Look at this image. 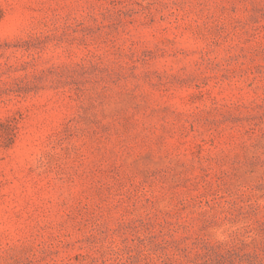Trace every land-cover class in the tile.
I'll list each match as a JSON object with an SVG mask.
<instances>
[{
    "label": "rangeland",
    "instance_id": "1",
    "mask_svg": "<svg viewBox=\"0 0 264 264\" xmlns=\"http://www.w3.org/2000/svg\"><path fill=\"white\" fill-rule=\"evenodd\" d=\"M0 264H264V0H0Z\"/></svg>",
    "mask_w": 264,
    "mask_h": 264
}]
</instances>
